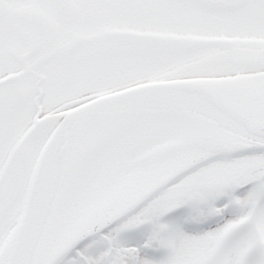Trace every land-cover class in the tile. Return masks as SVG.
Instances as JSON below:
<instances>
[{"label": "snow or ice", "instance_id": "6c2138e0", "mask_svg": "<svg viewBox=\"0 0 264 264\" xmlns=\"http://www.w3.org/2000/svg\"><path fill=\"white\" fill-rule=\"evenodd\" d=\"M0 264H264V0H0Z\"/></svg>", "mask_w": 264, "mask_h": 264}]
</instances>
